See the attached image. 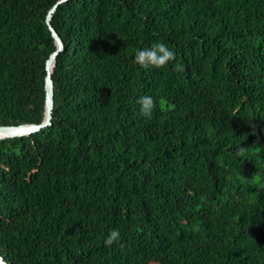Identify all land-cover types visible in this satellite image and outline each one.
I'll list each match as a JSON object with an SVG mask.
<instances>
[{
	"label": "trees",
	"instance_id": "1",
	"mask_svg": "<svg viewBox=\"0 0 264 264\" xmlns=\"http://www.w3.org/2000/svg\"><path fill=\"white\" fill-rule=\"evenodd\" d=\"M58 1L0 0V126L45 118ZM52 24V122L0 140L6 262L264 264V0H68ZM159 42L173 62L134 64Z\"/></svg>",
	"mask_w": 264,
	"mask_h": 264
},
{
	"label": "clouds",
	"instance_id": "2",
	"mask_svg": "<svg viewBox=\"0 0 264 264\" xmlns=\"http://www.w3.org/2000/svg\"><path fill=\"white\" fill-rule=\"evenodd\" d=\"M175 60V52L166 43H153L149 47L138 48L135 52L133 62L141 68H164ZM141 115L151 118L157 107H163L164 101L157 100L152 95H143L137 99ZM240 151L244 150L241 146ZM121 233L119 229H112L108 233L105 244L111 246L119 242Z\"/></svg>",
	"mask_w": 264,
	"mask_h": 264
},
{
	"label": "water",
	"instance_id": "3",
	"mask_svg": "<svg viewBox=\"0 0 264 264\" xmlns=\"http://www.w3.org/2000/svg\"><path fill=\"white\" fill-rule=\"evenodd\" d=\"M65 1L68 0H59L58 2H56L50 9L47 16V23L49 25L50 30L52 31L54 38L56 39L58 46L57 49L50 55L47 61L45 118L41 123H25L21 125L0 126V140L35 133L47 127L52 122L53 110H54V95H55L54 81L52 78V67L54 63L57 61L59 52L64 47V43L59 33L56 31V29L52 24V19L59 5ZM0 264H8L1 253H0Z\"/></svg>",
	"mask_w": 264,
	"mask_h": 264
}]
</instances>
